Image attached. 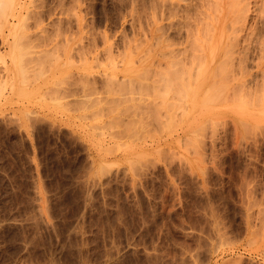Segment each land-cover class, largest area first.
Returning <instances> with one entry per match:
<instances>
[{
	"label": "rangeland",
	"instance_id": "374dc122",
	"mask_svg": "<svg viewBox=\"0 0 264 264\" xmlns=\"http://www.w3.org/2000/svg\"><path fill=\"white\" fill-rule=\"evenodd\" d=\"M174 1L0 0V264H264V114L187 125Z\"/></svg>",
	"mask_w": 264,
	"mask_h": 264
},
{
	"label": "bare ground",
	"instance_id": "6f19581e",
	"mask_svg": "<svg viewBox=\"0 0 264 264\" xmlns=\"http://www.w3.org/2000/svg\"><path fill=\"white\" fill-rule=\"evenodd\" d=\"M2 1V0H1ZM8 1V0H7ZM12 1V0H9ZM160 1V0H159ZM172 1V0H170ZM174 1V0H173ZM182 1V0H181ZM180 1V2H181ZM183 0V3H177L178 6L182 7L181 12L179 13V29L181 34V49L182 50V56H183V75L180 77H183L181 81H183L181 91L183 93L184 102H185V112H186V118H187V125L191 124L192 119V113L195 109V107L200 105L201 103L204 105V102L206 103L211 102L209 100L208 95H213L210 98L216 101V103L227 105L228 108H230L233 111H239V110H250L251 108L256 113L264 114V0ZM4 2V1H3ZM157 2V1H156ZM165 2V0H164ZM175 2V1H174ZM173 2V3H174ZM4 3V7L2 8L1 3L0 10L4 9V11L8 8L11 10H8L7 13L10 14L13 11V6L16 4L14 2L10 3ZM14 3V5H12ZM19 3V2H17ZM159 3V2H157ZM163 3V2H162ZM10 7H8V6ZM153 5V4H152ZM150 6V5H149ZM159 6H161L159 4ZM164 6V5H163ZM154 7V6H153ZM152 8V6H151ZM167 8V7H166ZM170 8V7H169ZM176 8V7H175ZM219 8V10H217ZM155 9V7H154ZM193 9V10H192ZM215 9V10H213ZM168 10V9H167ZM166 10V11H167ZM172 10V9H171ZM178 10V9H177ZM217 10V11H216ZM5 11V12H6ZM10 11V12H9ZM12 11V12H11ZM158 11V9H157ZM156 11V12H157ZM215 11V12H214ZM2 12V11H1ZM0 17L6 18L8 16L6 13L5 16L1 15ZM155 12V13H156ZM164 12V11H163ZM174 12V9H173ZM217 12V13H216ZM16 13V12H15ZM162 13V12H161ZM26 14V13H25ZM170 14V12H169ZM172 14V11H171ZM21 15V14H20ZM157 15V14H155ZM174 15V14H172ZM19 16V15H18ZM25 16V15H24ZM151 16V15H150ZM161 16V14H160ZM164 16V15H162ZM168 16V15H167ZM153 17V16H152ZM166 17V16H165ZM169 17V16H168ZM178 17V16H177ZM1 18V19H2ZM8 18V17H7ZM6 18V19H7ZM154 19V18H153ZM174 19V18H173ZM176 19V18H175ZM178 19V18H177ZM25 20V19H24ZM2 21V20H1ZM149 21V20H148ZM151 21V19H150ZM174 21V22H178ZM8 22V19H7ZM17 22V21H16ZM23 22V21H22ZM153 22V21H151ZM172 22V21H171ZM22 24V23H21ZM147 24V23H146ZM152 23H150L151 25ZM2 25V24H1ZM11 25V24H10ZM161 25V24H160ZM165 25V24H164ZM176 25V24H175ZM12 26V25H11ZM17 26V25H16ZM159 26V25H158ZM157 26V28H158ZM3 27V26H2ZM13 27V26H12ZM146 27V26H145ZM149 27V26H148ZM146 27V28H148ZM162 27V26H160ZM159 27V28H160ZM170 27V26H169ZM140 28V26H139ZM1 29V27H0ZM83 29V28H82ZM142 29V28H140ZM8 30V29H7ZM143 30V29H142ZM141 30V31H142ZM146 30V29H145ZM164 30V28H163ZM178 30V29H177ZM0 30V40L4 42L6 39L5 34ZM140 32V31H139ZM143 32V31H142ZM147 32V31H146ZM163 33V32H162ZM146 34V33H145ZM167 34V33H166ZM22 33L19 35L21 36ZM139 35V34H138ZM14 36V35H13ZM68 36V35H67ZM138 37V36H137ZM143 37V36H142ZM168 37V36H167ZM16 38V37H15ZM23 38V37H22ZM64 38V37H63ZM69 38V37H68ZM161 38V37H160ZM159 38V39H160ZM179 38V37H178ZM19 39V38H18ZM21 39V38H20ZM148 39V37L146 38ZM144 39V40H146ZM17 40V39H15ZM59 40V39H58ZM56 39V41H58ZM80 40V39H79ZM128 40V39H127ZM21 42V40H19ZM132 41V40H131ZM147 41V40H146ZM77 42V41H76ZM74 42V43H76ZM142 42V40H141ZM144 42V41H143ZM151 42V41H150ZM1 43V42H0ZM25 44V42H23ZM27 43V42H26ZM135 43V42H134ZM139 43V42H138ZM21 44V43H20ZM23 44V45H24ZM140 44V43H139ZM178 44V42L176 43ZM22 45V46H23ZM26 45V44H25ZM67 45V44H66ZM65 45V46H66ZM151 45V44H150ZM58 46V45H57ZM56 46V47H57ZM77 44L75 45L76 48ZM55 47V48H56ZM60 47V45H59ZM74 47V45H73ZM78 47V46H77ZM54 48V47H53ZM79 48V47H78ZM137 48V47H136ZM135 48V49H136ZM159 48V47H158ZM31 49V48H30ZM48 49V48H47ZM64 49V48H63ZM62 49V50H63ZM72 49V48H71ZM133 49V48H131ZM134 49V50H135ZM145 50V48H144ZM150 50V49H149ZM179 50V49H178ZM179 50V52H180ZM208 50V51H207ZM13 51V50H12ZM31 51V50H30ZM28 50V52H30ZM46 51V50H45ZM59 51V50H58ZM57 51V52H58ZM72 51V50H71ZM70 51V53H71ZM75 51V50H74ZM77 51V50H76ZM84 51V50H83ZM81 51V53L83 52ZM131 52L133 50H130ZM160 51V50H159ZM44 52V51H43ZM79 52V51H78ZM124 52V51H123ZM130 52V54H131ZM135 51H133L134 53ZM145 51H143L144 53ZM165 52V51H163ZM98 53V52H97ZM178 53V52H176ZM24 54V52H23ZM43 54V53H42ZM48 55V53H45ZM44 54V56H45ZM69 54V53H68ZM76 54V53H75ZM79 54V53H78ZM76 54V55H78ZM89 54V53H88ZM11 55V54H10ZM20 55V54H18ZM26 55V54H25ZM28 55V54H27ZM37 55V53H36ZM72 55V54H70ZM82 55V54H81ZM106 55V54H105ZM104 55V56H105ZM140 55V54H139ZM164 55V54H163ZM32 56V55H31ZM35 57V55H33ZM41 56V55H40ZM49 56V55H48ZM80 56V55H79ZM98 56V55H97ZM130 56V55H129ZM164 56H170V55H164ZM11 57V56H10ZM25 57V56H24ZM38 57V56H37ZM68 57V56H67ZM70 57V56H69ZM83 57V56H81ZM163 57V56H162ZM36 58V57H35ZM34 58V59H35ZM46 59L45 57H43ZM42 58V59H43ZM50 58V57H49ZM48 58V59H49ZM73 59V57L71 56ZM70 58V59H71ZM138 58V57H136ZM164 58V57H163ZM167 58V57H166ZM20 59V58H19ZM18 59V60H19ZM38 61L41 62V57L37 58ZM40 59V60H39ZM69 62V58H67ZM109 59V58H108ZM107 59V60H108ZM141 59V57H140ZM156 59V58H155ZM21 60V59H20ZM19 60V61H20ZM97 60V59H96ZM174 60V59H173ZM22 61V60H21ZM51 61V60H50ZM112 61V60H111ZM155 61V60H154ZM159 61V60H158ZM172 61V60H171ZM170 61V62H171ZM8 59L6 57V53L4 55L0 56V93H5V74L8 69ZM23 62V61H22ZM44 62V61H43ZM64 62V61H63ZM67 62V63H69ZM74 62V61H72ZM156 62V61H155ZM154 62V63H155ZM84 63V62H83ZM101 63V62H100ZM157 63V62H156ZM162 63V62H161ZM173 64V62H171ZM256 67L255 72L249 68V64H251ZM167 64V63H166ZM170 64L171 66H173ZM159 65V64H158ZM169 65V66H170ZM24 66L23 64L21 65ZM147 66V65H146ZM150 66V65H149ZM112 67V66H111ZM156 67V66H155ZM163 67V66H162ZM162 67H159L162 68ZM177 67V66H176ZM176 67L173 66V69L170 68L168 70H171L173 72ZM21 68V67H20ZM158 68V67H157ZM169 68V67H168ZM146 69V67H145ZM164 68H162L163 70ZM167 69V67H166ZM83 70V69H82ZM148 70V69H147ZM178 70V69H177ZM21 71L22 68H21ZM27 71V70H26ZM112 71V70H111ZM146 71V70H145ZM158 71V70H157ZM170 72V71H169ZM177 72V71H176ZM258 72L261 74V82L258 80ZM23 74L22 72H20ZM69 73V72H68ZM145 73V72H144ZM150 73V72H149ZM148 73V75H149ZM160 73V72H159ZM165 73V72H164ZM27 74V73H26ZM106 75V73H104ZM182 74V73H181ZM180 74V75H181ZM67 75V74H66ZM113 74H110V76ZM154 75V74H153ZM170 75V74H169ZM175 77H179L175 74ZM27 76V75H26ZM107 76V75H106ZM114 76V75H113ZM144 76V75H143ZM145 73V77H146ZM63 77H66L65 74ZM62 77V78H63ZM119 77V76H118ZM117 77V78H118ZM170 77V76H169ZM173 77V76H172ZM174 77V78H175ZM7 78V77H6ZM21 78V75H20ZM62 78L60 80H62ZM68 78V77H67ZM112 78V77H110ZM114 80L117 79L113 77ZM27 79V77H26ZM25 79V80H26ZM149 79V78H147ZM172 79V78H171ZM80 80V79H79ZM113 80V79H111ZM120 80V79H119ZM146 80V79H145ZM175 80V79H173ZM20 81V80H19ZM63 81V80H62ZM67 81V80H66ZM69 81V80H68ZM67 81V82H68ZM76 81V80H75ZM74 81V83H75ZM78 81V80H77ZM118 81V79H117ZM116 81V83H117ZM149 81V80H148ZM147 81V82H148ZM177 81V80H176ZM179 81V82H181ZM23 82V80H22ZM27 82V81H26ZM53 82V81H52ZM60 82V81H58ZM115 82V81H114ZM122 82V81H121ZM126 82V81H125ZM20 83V82H19ZM64 84L66 82H63ZM69 83V82H68ZM71 83V82H70ZM77 83V82H76ZM119 85L120 82H118ZM176 83V82H175ZM25 84V83H24ZM148 84V83H147ZM151 84V83H150ZM80 85V84H79ZM53 86V85H52ZM67 86V85H66ZM64 86V87H66ZM73 86V85H72ZM101 86V85H100ZM124 86V85H123ZM126 86V84H125ZM57 87V86H56ZM69 87V86H68ZM67 87V88H68ZM71 87V86H70ZM122 87V86H121ZM129 87V86H128ZM148 87V86H147ZM150 87V86H149ZM48 88V87H47ZM46 88V92H47ZM103 88V87H102ZM101 88V89H102ZM105 88V87H104ZM123 88V87H122ZM127 88V86H126ZM49 89V88H48ZM85 89V88H84ZM131 90L133 87L130 88ZM19 90V89H18ZM45 90V89H44ZM71 90V89H70ZM73 90V89H72ZM109 90V89H108ZM107 90V91H108ZM127 90V89H126ZM30 91V90H29ZM49 91V90H48ZM53 91V90H51ZM64 91V90H61ZM60 91V92H61ZM105 91V90H104ZM110 91V90H109ZM108 91V93H110ZM134 89L132 90V92ZM136 91V90H135ZM44 92V94L46 93ZM50 92V91H49ZM70 92V91H69ZM82 92V91H81ZM112 92V90H111ZM51 93V92H50ZM65 93V92H64ZM73 93V92H72ZM107 93V94H108ZM127 93V92H126ZM135 93V92H134ZM133 93V94H134ZM47 94V93H46ZM66 94V93H65ZM70 94V93H69ZM166 94V93H165ZM216 94V96H215ZM54 95L58 97L55 93ZM137 95V94H136ZM52 96V95H51ZM54 96V97H55ZM66 96V95H65ZM68 96V95H67ZM80 96V95H79ZM91 96V95H90ZM138 96V95H137ZM135 96V97H137ZM52 97V98H54ZM60 97V95H59ZM83 97V96H82ZM88 97V95H87ZM114 97V96H113ZM112 97V98H113ZM116 97V96H115ZM131 97V96H130ZM139 97V96H138ZM163 98V96H161ZM209 97V98H207ZM96 98V97H95ZM141 97H139L140 99ZM160 98V97H159ZM205 98V100H204ZM64 99V98H63ZM101 99V98H100ZM138 99V98H137ZM147 99V98H146ZM52 100V99H51ZM54 100V99H53ZM95 99H93L94 101ZM103 100V98L101 99ZM117 100V99H115ZM120 100V99H119ZM131 100V99H130ZM133 100V99H132ZM131 100V101H132ZM142 100V99H141ZM162 100V99H157ZM58 101V100H57ZM86 101V100H83ZM91 101V100H89ZM96 101H98V98H96ZM95 101V103H96ZM111 101H114L111 99ZM138 101V100H137ZM148 101V100H147ZM213 101V102H215ZM55 102V101H54ZM68 102V101H66ZM80 102V101H79ZM102 102V101H101ZM150 103V100L148 101ZM154 102V101H153ZM152 102V103H153ZM163 102V100H162ZM177 102V101H176ZM83 103V102H82ZM92 103V102H91ZM121 103V102H120ZM133 103V102H132ZM148 103V104H149ZM66 105V103H64ZM99 104V103H97ZM136 105L137 102L135 103ZM134 104V105H135ZM142 104V103H141ZM144 104V103H143ZM142 104V105H143ZM147 104V105H148ZM159 105V103H157ZM161 104V103H160ZM163 104V103H162ZM208 104V103H206ZM151 105V104H149ZM148 105V106H149ZM210 105V104H209ZM214 105V104H213ZM141 106V105H138ZM137 106V107H138ZM153 108L156 110H159L157 108V105H153ZM161 106V105H160ZM206 106V105H205ZM136 107V109H137ZM151 107V106H150ZM162 107V106H161ZM210 107V106H209ZM81 108V106H80ZM101 108V107H99ZM250 108V109H249ZM98 109V108H97ZM131 109V108H130ZM134 109V108H133ZM145 108H143L144 110ZM170 109V108H169ZM168 109V110H169ZM96 110V109H95ZM140 110V108H139ZM154 110V112H156ZM91 111V110H90ZM97 111V110H96ZM132 111V110H131ZM148 111V110H146ZM145 111V112H146ZM139 112V111H137ZM144 114V111H142ZM165 112V111H164ZM163 112V113H164ZM253 112V111H252ZM262 112V113H261ZM92 113V112H91ZM254 113V112H253ZM135 114V113H133ZM137 114V113H136ZM147 114V112H146ZM94 115V114H93ZM141 115V114H140ZM150 115V113H149ZM152 115V114H151ZM156 115V113H154ZM83 116V115H82ZM136 116V115H135ZM148 114L145 116L147 117ZM165 116V115H164ZM182 116V115H181ZM180 116V117H181ZM250 117L253 116L252 114L249 115ZM255 116V115H254ZM36 117V116H35ZM34 117V118H35ZM142 117V116H141ZM153 117V115H152ZM151 117V119H152ZM162 117V116H161ZM160 117V118H161ZM249 117V118H250ZM139 118V117H138ZM156 118V117H155ZM225 118V117H224ZM242 118V117H240ZM244 118V117H243ZM248 118V117H247ZM98 119V118H96ZM141 119V118H140ZM145 119V118H143ZM150 119V120H151ZM209 119V118H207ZM239 119V118H238ZM245 119V118H244ZM242 119V121L244 120ZM148 120V119H147ZM149 122H152L150 121ZM167 120V119H166ZM206 120V119H205ZM218 120V119H217ZM226 120V119H225ZM240 120V119H239ZM247 120V119H245ZM245 120L243 122H245ZM165 121V119H164ZM240 120V122H242ZM139 122V121H138ZM146 122V121H145ZM211 122V121H210ZM225 122V121H224ZM147 123V122H146ZM145 123V125H146ZM177 123V122H176ZM173 125L174 127L176 126ZM215 123V122H214ZM213 120L212 124L214 125ZM222 123V121H221ZM227 123V122H225ZM230 123H232L230 121ZM246 123V122H245ZM242 123V124H245ZM260 121L256 124L257 126H260ZM107 124V123H105ZM151 124V123H150ZM149 124V125H150ZM167 124V122H166ZM205 124V123H204ZM203 124V125H204ZM207 124V123H206ZM241 124V125H242ZM255 124V125H256ZM263 124V122H262ZM209 125V124H207ZM232 125V124H231ZM248 124L246 123V126ZM252 125V124H251ZM253 125V126H255ZM105 125H102L104 127ZM233 126V125H232ZM142 127H144L142 125ZM154 127V126H153ZM152 127V128H153ZM167 127V126H166ZM165 127V130H166ZM172 127V126H171ZM206 127V125H205ZM217 127V126H216ZM223 127V126H222ZM221 127V128H222ZM247 127H251L250 124ZM262 127V126H261ZM151 128V126L149 127ZM148 128V129H149ZM189 128V127H188ZM204 128V127H203ZM202 128V129H203ZM258 128V127H255ZM146 129V128H145ZM200 129V127H199ZM205 129V128H204ZM204 129L202 131H204ZM233 129V128H232ZM254 129V128H252ZM151 130V129H150ZM154 130V128H153ZM151 130V131H153ZM171 130V129H170ZM169 130V131H170ZM225 130V129H224ZM247 130V129H246ZM245 129L243 131L247 132ZM249 130V129H248ZM150 131V132H151ZM201 131V133H202ZM206 131V130H205ZM251 134V129L249 130ZM191 132H195L194 130ZM155 132H153L154 134ZM204 133V132H203ZM248 133V132H247ZM159 134V133H158ZM201 135V134H200ZM246 135V134H245ZM154 136V135H153ZM186 136V135H185ZM198 136V135H196ZM204 136V134H203ZM235 136V135H234ZM247 136V135H246ZM245 136V137H246ZM202 137V136H201ZM180 139V138H178ZM177 139V140H178ZM200 140V139H199ZM202 140V139H201ZM179 141V140H178ZM184 141V140H183ZM186 142V141H184ZM182 143V142H181ZM130 144V143H129ZM213 144V143H212ZM122 145V144H121ZM125 145V144H124ZM185 145V144H184ZM189 145V144H187ZM186 145V147H187ZM195 145V144H194ZM118 146V145H117ZM193 146V144H192ZM197 146V145H196ZM120 147V146H119ZM197 148V147H196ZM206 148V147H205ZM204 148V149H205ZM213 148V147H212ZM211 148V149H212ZM105 149V148H104ZM156 149V148H155ZM186 149V148H185ZM190 149V148H189ZM193 149V148H192ZM199 150V149H198ZM196 149V152L198 151ZM191 151V150H190ZM195 151V150H194ZM160 152V151H159ZM186 152V151H185ZM199 152V151H198ZM190 153V152H189ZM194 153V152H192ZM191 153V154H192ZM199 152L198 154H200ZM204 153V152H203ZM202 153V156H203ZM206 153V152H205ZM196 154V155H198ZM187 158V157H186ZM205 158V157H204ZM200 159V155H199ZM202 159V158H201ZM203 160V159H202ZM189 161V160H188ZM201 161V160H200ZM204 161V160H203ZM190 162V161H189ZM134 163V162H133ZM135 164V163H134ZM132 166V165H131ZM136 166V164H135ZM144 166V165H143ZM198 166V165H197ZM146 168V167H145ZM101 169V168H100ZM95 170V169H94ZM110 170V167H109ZM197 170V169H196ZM202 170V169H201ZM204 172V171H203ZM103 174V173H102ZM101 174V175H102ZM101 177V176H100ZM72 257V256H71ZM77 262V261H76Z\"/></svg>",
	"mask_w": 264,
	"mask_h": 264
}]
</instances>
